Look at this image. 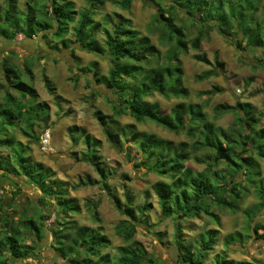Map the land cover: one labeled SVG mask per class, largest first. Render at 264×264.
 <instances>
[{
    "label": "trees",
    "instance_id": "obj_1",
    "mask_svg": "<svg viewBox=\"0 0 264 264\" xmlns=\"http://www.w3.org/2000/svg\"><path fill=\"white\" fill-rule=\"evenodd\" d=\"M7 1L9 3L7 12L4 15L0 13V35L13 40L18 32L33 38L35 34L42 31L43 37L53 34L59 38L65 48L78 43L83 49L98 55L109 53L111 60L115 63L114 67L111 68L108 78H98L97 81L103 82L106 87L117 92L120 104L113 105L115 118L129 112L139 123L150 120L170 132L184 133L188 136L189 141L176 144L155 133L138 131L136 124L122 125L117 119L109 122L105 115L98 116L106 136L111 141L120 142L121 134L124 140L130 139L138 145L142 153L136 161L137 166H146L163 178L153 184V189L158 197L163 217L175 219L179 262L205 264L208 253L216 244L219 229L205 232L199 245L193 247L192 244H185L183 237L185 221L206 215L219 223V215L213 207L219 206L231 212L240 210L243 195L250 191V187L261 198V202L254 206L252 212H259L262 205L264 206V173L260 162L264 160V126L260 125L261 118L255 114L251 103L238 102L237 105L225 106L222 110V113L230 111L237 114L238 125L243 129L242 131H224L223 128L214 127L205 112L204 108L207 106L205 103L181 101L170 112H163L158 104L151 103L147 98L155 94L169 98L187 97L189 94L188 88L183 86L179 51L175 50L173 53L170 47L167 52V54L170 53L168 60L165 56L161 62L160 50L156 48L150 35L142 34L122 14H117L113 32L104 23L106 24L104 26L105 45L102 44L97 37L98 32L101 31V23L95 19L96 12L92 9L102 5L104 0H90L91 9L87 8L83 11L79 20H76L77 10L73 0H44L43 11L40 9V2L43 0H26L28 10L26 15L22 14L24 10L19 8V0ZM182 1L179 3L181 2L189 16L192 17L195 12L200 14V21L194 24L199 28L197 36L189 41L191 48L200 49L205 36L203 28L209 24V29L215 28L227 38L237 39L238 46L243 49L248 47L264 49V25L255 16L261 5L264 6V0ZM132 2V0L119 1L124 8H130ZM156 2L158 12L154 16V21L165 23L172 29L179 27L181 30L176 28L179 32L177 48L188 49L189 42L185 39L186 34L183 29L189 24L176 25L178 15L170 10L174 8L173 5L164 1L168 8H163L162 2ZM38 11L43 17L39 18L36 15ZM39 20L41 24L36 27L35 24ZM71 23H75L73 38L63 40ZM162 38L167 42H174V36L169 34H165ZM243 43L244 46H242ZM11 54L16 56L14 51H11ZM198 57L208 62L205 56ZM260 62L264 64V55ZM14 65L8 60L1 63L8 87L0 98V120H3L0 124V139L6 137L15 166H11V159L7 156L4 165H1L0 175L3 179L16 173L25 176L26 183L41 189L43 198L42 196L39 198V205L43 208H45L44 198L53 196L56 203L52 205L59 208L56 219L53 221L54 226L50 229L53 234L51 243L53 249L60 257L67 260V264L161 263V261L156 262L153 255H150L142 243L135 239L138 223L143 220L151 204L145 202L139 207L133 194H127L124 203L117 195H112L117 208L125 216L116 225V232L129 243L118 247L119 256H111L110 253L103 252L110 243L107 236L91 226L78 224L71 218V213L81 210L77 198L69 196L66 183L54 178L55 172L51 167L34 160L29 155L28 144H24L14 134H10L11 128L18 127L24 136L38 139L36 126L40 122L48 123L50 113L48 104L39 102L37 89L22 78L19 68ZM97 65L98 62L95 61L90 68L95 76L98 75V71L93 69ZM214 74H218L215 69L208 70L200 78L206 79ZM44 78L46 86L54 93L55 86L52 81L47 75ZM74 80L77 81V79ZM10 89L20 95L16 96ZM28 97L30 100H27ZM186 117H188L187 122H185ZM80 130L82 134L76 137V133ZM71 131L73 141L83 140L85 144L86 148L81 159L95 167L100 175L99 182L108 187L110 171L98 151L100 140L90 136L83 128L72 127ZM230 134L231 138H229ZM204 150H208L209 153L202 157L198 153ZM75 155L78 154L75 153ZM192 159L205 164V168L196 170L188 165L187 163ZM239 174L242 175V179H238ZM13 180L18 188L10 190L12 197L18 195L17 190H21L19 181ZM1 201L0 198V212L5 207V203ZM91 206L95 208L97 203L93 202ZM96 215H98L97 212H95ZM1 219L6 233L0 235V264H10L11 260L25 259L35 255L38 238L40 241L46 234V222L42 213L39 215L35 213L32 218L24 220L23 225L29 222L30 228L35 229V234H29L25 238L22 237V227L13 216H1ZM35 219L40 221L42 227ZM70 229L72 232L69 231ZM259 229H264L263 223L255 226V232ZM235 234L226 236V246L234 243V236L240 239ZM31 236L34 237L35 243L26 242V237ZM75 243H77L76 248ZM81 248L84 251L81 252ZM215 264H264V261L247 259L237 261L229 259L227 254L222 252L216 256Z\"/></svg>",
    "mask_w": 264,
    "mask_h": 264
},
{
    "label": "rangeland",
    "instance_id": "obj_2",
    "mask_svg": "<svg viewBox=\"0 0 264 264\" xmlns=\"http://www.w3.org/2000/svg\"><path fill=\"white\" fill-rule=\"evenodd\" d=\"M73 1L77 10L76 20H79L83 11L87 8L91 9L90 0ZM119 1L104 0L102 5L92 9L96 12L94 13L95 19L101 23V31L98 32L97 37L102 44L105 45L104 26L107 24L108 29L113 32L117 14H122L131 21L134 28L142 34L150 35L152 42L160 50L161 62H163V57L166 56L167 59L170 56V53L167 54L170 47L173 53L175 50L179 51L178 57L183 70V86L188 88L189 94L187 97L173 96L170 98L155 94L148 97L147 100L158 104L161 110L167 113L181 101L205 103L207 105L204 108L205 112L213 126L223 128L224 131H242L243 129L238 125L237 114L230 111L222 113L223 108L235 106L238 102H249L255 114L261 118L260 125L264 126V64L260 62L264 55L263 48L248 47L243 49L238 46L237 39L227 38L217 29H209V24H206V27L203 28L205 36L200 49H193L190 47L189 41L197 36L199 28L194 24L200 21V14L195 12L192 17L189 16L181 2L179 3L182 0H132L130 8H124ZM156 1L162 2L163 8H168L166 2L173 5L174 8H170V10L178 15L175 21L176 25L189 24L187 28L183 29L186 34L185 39L189 42L188 49L177 48L176 41L179 32L176 31V28L178 30L179 27L176 26L175 29H172L165 23L154 21V16L158 12ZM26 2V0L18 1L19 8L24 10L22 14L25 13V15L28 12ZM43 2L44 0L40 2L42 11ZM8 8V1L0 0L2 15L7 12ZM36 15L39 18L43 17L40 11ZM255 16L264 25L263 4ZM40 21L35 24L36 27L41 24ZM127 25L129 26V24ZM74 26L75 23L70 24L69 31L63 40L73 38ZM165 34L174 36V42L165 41L162 38V36L165 37ZM61 42L53 34L43 37L42 31L35 34L33 38L18 32L13 40H8L4 35H0V98L3 97L8 87L1 63L8 60L19 68L22 78L37 89L39 102L47 103L50 109L48 123L40 122L36 126L38 139L24 136L18 127L11 128L10 134H14L24 144H28L30 146L29 155L34 160L51 167L55 172L54 178L66 183L69 196L77 198L81 205L80 212L71 213V218L78 224L93 227L110 239L108 247L103 250L104 253L119 256L118 247L129 244L116 232V225L125 216L117 208L112 195H117L124 203L126 195L131 193L136 197V204L139 207L145 202L151 204L143 220L138 223L135 239L142 243L150 255H153L156 262L161 261L159 264H182L178 258L175 219L163 217L158 197L153 189V184L163 178L146 166H137L136 161L142 153L138 145L130 139L124 140L121 134L120 142L111 141L106 136L98 116L105 115L109 122L117 119L122 125L136 124L138 131L155 133L176 144L189 141L188 136L184 133L170 132L150 120L139 123L129 112L115 118L113 105L120 104L117 92L106 87L103 82L97 81L98 78H108L111 68L114 67L115 63L111 60L109 53L98 55L83 49L78 43L72 44L70 48H65ZM181 49L183 48L181 47ZM11 51H14L16 56L12 55ZM198 56H205L208 62L200 60ZM95 61L98 62V65L93 70L98 71L97 76L93 71H90L91 64ZM218 62L220 63L218 64ZM212 69H215L218 74L211 75L206 79L200 78L204 72ZM46 75L55 86L54 93L46 86L44 78ZM10 91L16 96L20 95L13 89ZM27 100H30L29 97ZM187 120L188 117L185 118V122ZM1 123L3 120H0ZM72 127L83 128L90 136L100 140L98 151L110 171L108 187L99 182L100 175L95 167L81 159L86 147L83 140L79 142L72 140ZM115 131L119 132L117 129ZM81 134L80 130L76 133V137ZM45 138L48 139L46 144L43 143ZM229 138H231V134ZM7 145L6 137L0 139V168L1 165H4L7 156L11 159V166H15L11 148ZM75 153L78 155L76 156ZM208 153V150H204L198 154L205 157ZM260 162L264 173V160H260ZM187 164L196 170H201L206 166L194 159ZM1 172L2 169H0ZM13 179L18 180L21 185V190H17L18 195L14 197L10 190L17 189L18 185L13 182L15 181ZM238 179H242L241 174L238 175ZM24 180L26 177L17 173L10 174L4 179L0 175V198L1 202L5 203V207L0 212V235L6 233L1 216H13L22 227V237L25 238L29 234H35V229L30 228L29 222H25L27 225H23L24 220L32 218L35 213L38 215L42 213L46 222V234L42 240L39 241L38 238V245L42 251V254L38 252V255L41 256L39 264H67V260L60 257L51 245L53 234L50 229L54 226L53 221L56 219L57 210H59L57 206L52 205L56 203L53 196L44 198L45 208H43L39 205V198L43 195L41 189ZM249 190L243 195L240 210L231 212L219 206L213 207V210L219 215V223L206 215L184 222L185 244H192L193 247L199 245L205 232L219 229L216 244L208 253L205 264H215L216 256L222 252H225L229 259L237 261L242 259L264 261V229L255 232V226L258 223L264 224V206L262 205L259 212H252L254 206L261 202V198L255 194L252 187ZM9 196L12 197L11 200L8 199ZM93 202L97 203L95 208L91 206ZM8 204L11 206H7ZM10 207L12 209H9ZM95 212L98 215L95 216ZM35 220L42 227L40 221ZM69 231L72 232V229ZM232 233H236L235 235L240 239H236L234 236V243L226 246V236ZM26 242L35 243L34 237H26ZM74 247H77V243ZM82 251L84 249L81 248ZM10 264H36V262L29 257L14 259ZM148 264L153 263L149 262Z\"/></svg>",
    "mask_w": 264,
    "mask_h": 264
},
{
    "label": "crops",
    "instance_id": "obj_3",
    "mask_svg": "<svg viewBox=\"0 0 264 264\" xmlns=\"http://www.w3.org/2000/svg\"><path fill=\"white\" fill-rule=\"evenodd\" d=\"M8 199L11 200V196H9ZM6 201H9V200H6ZM8 206H11V205L8 204ZM12 206H13V205H12ZM10 209H12V208H10ZM38 242H39V241H38ZM38 252H40V254H42L41 247H39V245H38V247H37L36 254H35V255H32V256L30 257V259L32 258V259L34 260V262H36V264H39V263H40V262H39V259L41 258V256L38 255ZM11 261H14V260H11Z\"/></svg>",
    "mask_w": 264,
    "mask_h": 264
},
{
    "label": "built area",
    "instance_id": "obj_4",
    "mask_svg": "<svg viewBox=\"0 0 264 264\" xmlns=\"http://www.w3.org/2000/svg\"><path fill=\"white\" fill-rule=\"evenodd\" d=\"M43 143H44V144L48 143V139L45 138V139L43 140Z\"/></svg>",
    "mask_w": 264,
    "mask_h": 264
}]
</instances>
